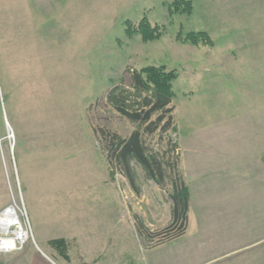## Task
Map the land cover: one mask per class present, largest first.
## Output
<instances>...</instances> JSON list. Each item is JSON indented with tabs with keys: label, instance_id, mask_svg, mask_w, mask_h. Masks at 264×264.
Wrapping results in <instances>:
<instances>
[{
	"label": "rangeland",
	"instance_id": "1",
	"mask_svg": "<svg viewBox=\"0 0 264 264\" xmlns=\"http://www.w3.org/2000/svg\"><path fill=\"white\" fill-rule=\"evenodd\" d=\"M184 1L190 14L173 12L174 0H0V203L7 198L29 223L22 264H199L189 234L162 240L170 222L167 184L159 188L134 167L138 190L131 188L109 168L93 132L128 137L134 127L105 96L117 85L127 88L132 70L164 66L177 74L168 134L188 187L212 178L205 165L213 134L264 139V5L249 6L253 19L239 29L223 25V0ZM142 19L158 28L157 40L128 36V26ZM239 30L254 38L242 51L261 57L224 71L222 55L236 51ZM190 32L205 33L211 45L176 41ZM234 169L216 178L240 180L243 170ZM248 170L241 176L252 179ZM238 195H220L225 211L236 212L230 205L237 208V199L229 200ZM65 234L75 241L65 240L74 247L71 261L51 242ZM235 240L208 264H239L251 254Z\"/></svg>",
	"mask_w": 264,
	"mask_h": 264
},
{
	"label": "crops",
	"instance_id": "2",
	"mask_svg": "<svg viewBox=\"0 0 264 264\" xmlns=\"http://www.w3.org/2000/svg\"><path fill=\"white\" fill-rule=\"evenodd\" d=\"M223 4V25L230 28L235 25L240 29L241 25L248 23V20L252 18L248 14L254 9L249 6L262 7L264 0H223ZM238 32L233 38L236 43L233 48L236 51L232 52L229 49L222 55L224 71L240 70L241 62H244L245 59L254 60L261 57L259 53L242 51L243 45L252 42L254 38L246 37L240 30ZM235 59L238 61L237 67L233 61ZM231 136H237V138ZM249 136L244 134L242 137L239 135L213 134L211 140L213 144L206 149L209 158L205 165L206 171L212 178L209 181H202L198 189L194 186L193 188L187 186L189 192L187 221L181 237L189 234L190 251L199 264H208L220 258L222 248L229 245L230 240L236 238L235 241L243 245L239 250L244 249L245 252L251 253L245 255L244 258L242 257L239 264H264V155L262 156L264 139L256 135L250 139ZM231 139L236 141L233 142V146L229 144ZM252 145L254 147L248 148ZM232 167L236 168L235 171L243 170L241 174L246 173L247 171L244 172V170L249 169L252 179L242 177L241 174L240 180L236 181L216 178ZM226 179H235V176ZM223 181L225 184L222 183ZM27 185L29 189H34V186L28 181ZM210 185L219 188L210 190ZM240 188H247L250 193L241 192L238 190ZM230 192L240 193L236 198L232 197L229 200L235 201L237 199V208L229 203L230 210L234 209L236 212L225 211L221 203L220 195L223 194L225 197ZM226 197L229 199L230 196ZM8 203L7 198L0 203V212L9 207ZM248 207L252 208L253 213H247ZM79 236L81 237V232ZM66 237L65 234L62 239L75 242L73 239L70 240L72 235L68 236L69 239ZM95 246L93 250L97 248ZM28 248L0 255V264H22L23 253L30 251ZM68 249V261H71V251L74 249L71 243L68 244ZM184 250L187 251V246ZM79 260L83 262V256L79 257ZM31 264H38V262L34 260Z\"/></svg>",
	"mask_w": 264,
	"mask_h": 264
},
{
	"label": "trees",
	"instance_id": "3",
	"mask_svg": "<svg viewBox=\"0 0 264 264\" xmlns=\"http://www.w3.org/2000/svg\"><path fill=\"white\" fill-rule=\"evenodd\" d=\"M171 7L175 13L190 14L192 11L190 1L174 0ZM128 27V36L137 33L143 42H153L161 35L158 28L151 27L145 19L135 29ZM176 41L191 45H211L205 33L190 32L185 36L178 34ZM176 78V72L167 70L164 66H146L132 70L128 87L115 86L105 99L134 130L128 137H121L108 129H93L102 144L109 168L119 171L131 188L138 190L134 167L139 168L145 178L159 188L164 189L166 184L169 187L170 222L160 233L162 240L170 234L175 238L183 235L189 202L188 187L179 169L177 145L168 134L174 132L175 128L172 100L173 82ZM154 136L157 137V142L151 145ZM51 242L59 250L68 253V245L64 240Z\"/></svg>",
	"mask_w": 264,
	"mask_h": 264
},
{
	"label": "built area",
	"instance_id": "4",
	"mask_svg": "<svg viewBox=\"0 0 264 264\" xmlns=\"http://www.w3.org/2000/svg\"><path fill=\"white\" fill-rule=\"evenodd\" d=\"M30 240V226L22 209L13 204L0 213V255L19 251Z\"/></svg>",
	"mask_w": 264,
	"mask_h": 264
}]
</instances>
